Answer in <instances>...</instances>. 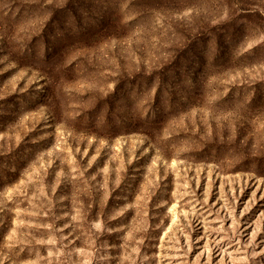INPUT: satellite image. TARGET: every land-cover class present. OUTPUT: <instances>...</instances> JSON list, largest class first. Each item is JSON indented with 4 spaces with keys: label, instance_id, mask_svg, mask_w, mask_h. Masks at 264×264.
<instances>
[{
    "label": "rangeland",
    "instance_id": "rangeland-1",
    "mask_svg": "<svg viewBox=\"0 0 264 264\" xmlns=\"http://www.w3.org/2000/svg\"><path fill=\"white\" fill-rule=\"evenodd\" d=\"M0 264H264V0H0Z\"/></svg>",
    "mask_w": 264,
    "mask_h": 264
}]
</instances>
